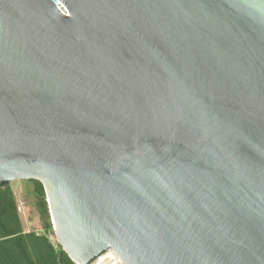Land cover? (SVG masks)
<instances>
[{
    "label": "water",
    "instance_id": "95a60500",
    "mask_svg": "<svg viewBox=\"0 0 264 264\" xmlns=\"http://www.w3.org/2000/svg\"><path fill=\"white\" fill-rule=\"evenodd\" d=\"M25 180L75 264H264V0H0Z\"/></svg>",
    "mask_w": 264,
    "mask_h": 264
},
{
    "label": "trees",
    "instance_id": "16d2710c",
    "mask_svg": "<svg viewBox=\"0 0 264 264\" xmlns=\"http://www.w3.org/2000/svg\"><path fill=\"white\" fill-rule=\"evenodd\" d=\"M25 181L43 233L25 230L11 185L1 188L0 264H75L58 242L53 245L50 241L55 234L43 185L37 180Z\"/></svg>",
    "mask_w": 264,
    "mask_h": 264
},
{
    "label": "rangeland",
    "instance_id": "374dc122",
    "mask_svg": "<svg viewBox=\"0 0 264 264\" xmlns=\"http://www.w3.org/2000/svg\"><path fill=\"white\" fill-rule=\"evenodd\" d=\"M11 187L16 198L18 210L25 230H36L39 234L43 233L41 229V221L33 206V200L27 194L29 188L26 181H14L11 183ZM50 237L53 240H56L55 235H51Z\"/></svg>",
    "mask_w": 264,
    "mask_h": 264
},
{
    "label": "built area",
    "instance_id": "2783aa9c",
    "mask_svg": "<svg viewBox=\"0 0 264 264\" xmlns=\"http://www.w3.org/2000/svg\"><path fill=\"white\" fill-rule=\"evenodd\" d=\"M50 241L53 243V245H55L56 240H53L50 237ZM89 264H121V262L117 259L113 252L106 251Z\"/></svg>",
    "mask_w": 264,
    "mask_h": 264
}]
</instances>
